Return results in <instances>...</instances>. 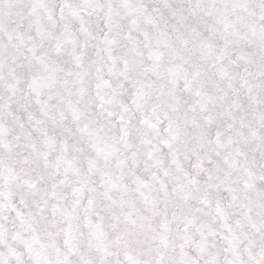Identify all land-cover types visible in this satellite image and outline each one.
<instances>
[{
    "label": "snow or ice",
    "instance_id": "6c2138e0",
    "mask_svg": "<svg viewBox=\"0 0 264 264\" xmlns=\"http://www.w3.org/2000/svg\"><path fill=\"white\" fill-rule=\"evenodd\" d=\"M0 264H264V0H0Z\"/></svg>",
    "mask_w": 264,
    "mask_h": 264
}]
</instances>
